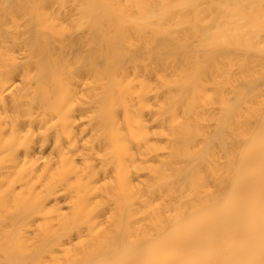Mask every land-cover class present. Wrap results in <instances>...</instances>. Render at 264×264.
<instances>
[{
	"label": "bare ground",
	"instance_id": "bare-ground-1",
	"mask_svg": "<svg viewBox=\"0 0 264 264\" xmlns=\"http://www.w3.org/2000/svg\"><path fill=\"white\" fill-rule=\"evenodd\" d=\"M0 264H264V0H0Z\"/></svg>",
	"mask_w": 264,
	"mask_h": 264
}]
</instances>
